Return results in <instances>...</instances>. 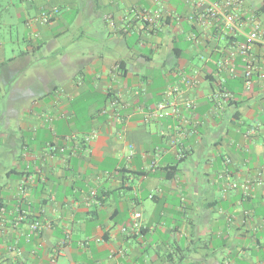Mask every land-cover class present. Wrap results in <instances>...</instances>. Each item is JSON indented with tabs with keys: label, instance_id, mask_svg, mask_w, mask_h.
Masks as SVG:
<instances>
[{
	"label": "crops",
	"instance_id": "1",
	"mask_svg": "<svg viewBox=\"0 0 264 264\" xmlns=\"http://www.w3.org/2000/svg\"><path fill=\"white\" fill-rule=\"evenodd\" d=\"M261 2L243 9L264 27ZM161 6L151 28L142 12ZM193 11L0 0V264H264V41L246 92L247 64L231 75V40ZM195 71L180 117L145 118ZM221 85L234 97L219 105ZM134 211L142 234L122 230Z\"/></svg>",
	"mask_w": 264,
	"mask_h": 264
},
{
	"label": "built area",
	"instance_id": "2",
	"mask_svg": "<svg viewBox=\"0 0 264 264\" xmlns=\"http://www.w3.org/2000/svg\"><path fill=\"white\" fill-rule=\"evenodd\" d=\"M194 11L189 15V20L195 25L205 27L208 29H215L218 36H227L230 42L229 53L224 59V64L230 67V73L236 76L235 60L241 56L243 61L247 64L245 71V91H250L252 83V74L254 70V57L253 49L260 42L264 41V27L262 22L258 19L257 15L253 12L247 14L244 11L245 0H191ZM166 16L165 9L161 6L155 10H145L142 12V18L151 28L155 26ZM52 17L51 13L43 14L42 20L49 22ZM195 37V34H193ZM244 36L243 42L240 37ZM222 67V66H221ZM185 87L180 85L169 86L163 98L158 102L157 106L149 111L143 112L147 120H163L166 118H178L182 114V108L179 104V97L182 93L190 91L200 83V74L195 71L191 74H186L183 77ZM222 86V85H221ZM234 97L233 92L220 87L214 94L215 101L221 105L227 103L229 99ZM195 102L187 100L184 106L187 108H194ZM93 135L86 136V140L90 141ZM66 138L63 144L52 143L49 146L50 153L63 152ZM227 161H230L228 159ZM237 187V184H235ZM41 227L40 222L33 225L34 229ZM123 232L126 234H142V212L134 211L130 215L129 223L122 227Z\"/></svg>",
	"mask_w": 264,
	"mask_h": 264
},
{
	"label": "rangeland",
	"instance_id": "3",
	"mask_svg": "<svg viewBox=\"0 0 264 264\" xmlns=\"http://www.w3.org/2000/svg\"><path fill=\"white\" fill-rule=\"evenodd\" d=\"M254 1V5L256 6V5H259L260 3H262L261 2V0H253ZM263 18H264V14H263ZM136 40H137V37H133V39H132V43H134V44H136ZM27 76L28 77H30V76H32L30 73H28L27 74ZM28 103V102H27ZM8 119H9V121H8ZM3 123L5 124V125H8V124H10L11 123V126H9L11 129H15V127H14V119L12 118V116H7V120H5V121H3ZM1 127V126H0ZM2 127H6L7 128V126H3V124H2ZM3 129V128H2ZM3 150V153L5 152H7V150L4 148V149H2ZM2 152H0V154H3Z\"/></svg>",
	"mask_w": 264,
	"mask_h": 264
}]
</instances>
